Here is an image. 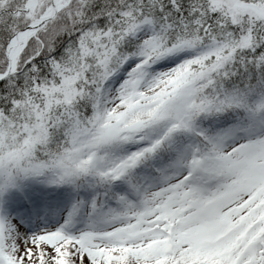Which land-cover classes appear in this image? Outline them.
<instances>
[{
	"label": "snow or ice",
	"instance_id": "6c2138e0",
	"mask_svg": "<svg viewBox=\"0 0 264 264\" xmlns=\"http://www.w3.org/2000/svg\"><path fill=\"white\" fill-rule=\"evenodd\" d=\"M0 264H264V0H0Z\"/></svg>",
	"mask_w": 264,
	"mask_h": 264
}]
</instances>
